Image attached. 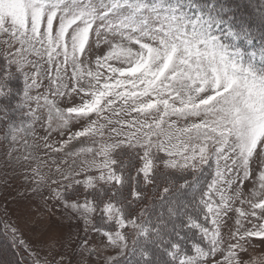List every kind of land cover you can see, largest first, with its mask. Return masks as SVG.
<instances>
[{
    "label": "snow or ice",
    "instance_id": "obj_1",
    "mask_svg": "<svg viewBox=\"0 0 264 264\" xmlns=\"http://www.w3.org/2000/svg\"><path fill=\"white\" fill-rule=\"evenodd\" d=\"M0 205V264H264V0H0Z\"/></svg>",
    "mask_w": 264,
    "mask_h": 264
},
{
    "label": "rangeland",
    "instance_id": "obj_2",
    "mask_svg": "<svg viewBox=\"0 0 264 264\" xmlns=\"http://www.w3.org/2000/svg\"><path fill=\"white\" fill-rule=\"evenodd\" d=\"M14 83L19 84L20 82H14ZM0 206H2V205H0ZM9 208H10V215H11L12 214L11 213V206H9ZM24 231H25V238L28 239L29 236L27 234V230L25 229ZM0 246H6V242L2 236H0ZM262 251H264V250H261L258 248V249H256V254L259 255ZM9 258H11V257H9Z\"/></svg>",
    "mask_w": 264,
    "mask_h": 264
}]
</instances>
